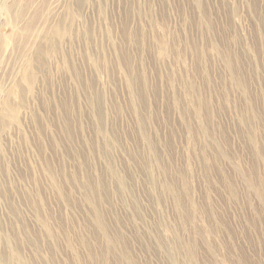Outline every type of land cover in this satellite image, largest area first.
I'll use <instances>...</instances> for the list:
<instances>
[{
	"label": "rangeland",
	"instance_id": "rangeland-1",
	"mask_svg": "<svg viewBox=\"0 0 264 264\" xmlns=\"http://www.w3.org/2000/svg\"><path fill=\"white\" fill-rule=\"evenodd\" d=\"M0 264H264V0H0Z\"/></svg>",
	"mask_w": 264,
	"mask_h": 264
},
{
	"label": "bare ground",
	"instance_id": "bare-ground-1",
	"mask_svg": "<svg viewBox=\"0 0 264 264\" xmlns=\"http://www.w3.org/2000/svg\"><path fill=\"white\" fill-rule=\"evenodd\" d=\"M20 15V14H19Z\"/></svg>",
	"mask_w": 264,
	"mask_h": 264
}]
</instances>
